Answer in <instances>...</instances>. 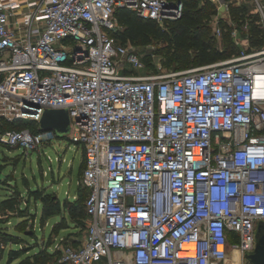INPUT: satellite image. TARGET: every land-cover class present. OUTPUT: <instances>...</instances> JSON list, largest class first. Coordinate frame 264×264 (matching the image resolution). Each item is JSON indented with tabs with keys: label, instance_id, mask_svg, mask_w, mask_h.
<instances>
[{
	"label": "built area",
	"instance_id": "1",
	"mask_svg": "<svg viewBox=\"0 0 264 264\" xmlns=\"http://www.w3.org/2000/svg\"><path fill=\"white\" fill-rule=\"evenodd\" d=\"M250 1L264 30V0ZM117 8L162 28L183 12L178 0H0V144L39 150L55 132L35 123L61 108L83 148L85 235L60 263L249 264L264 220V46L245 36L223 63L148 72L115 36ZM21 121L34 128L9 126Z\"/></svg>",
	"mask_w": 264,
	"mask_h": 264
},
{
	"label": "rangeland",
	"instance_id": "2",
	"mask_svg": "<svg viewBox=\"0 0 264 264\" xmlns=\"http://www.w3.org/2000/svg\"><path fill=\"white\" fill-rule=\"evenodd\" d=\"M197 1L199 6H205L206 10L211 12L207 19L208 27L206 28L208 31L201 33L199 37L200 42L209 43L210 48L214 51L215 60L208 64L223 63L247 45L245 42L246 30L241 28L238 16L232 12L231 4L220 6L217 0ZM231 1L234 2V0ZM240 2L247 5L248 14L252 15L253 3L250 0H240ZM253 18L252 16L250 19ZM235 29L238 30V37H235ZM126 45L138 54L148 72L180 71L200 66L197 63L183 67L169 64L164 53L167 45L162 39H152L146 46L131 43H126ZM191 56H193V52H191ZM35 125L39 127V122ZM23 126L31 128L33 123L26 121L23 122ZM82 159V146L71 141L68 133L62 136L55 134L48 141H44L39 146V150L29 149L27 152L22 146L10 147L0 144V202L10 198L16 214L12 217L13 225L8 226L5 221H0V227L10 228L12 234L22 239L5 236L0 240V264H9V254L12 250H22L18 258L20 260L26 258L27 255L34 254L35 249L39 251L42 240L48 237L45 234V228L43 231L44 203L37 197L39 194L44 192L56 196V193L62 206L65 201H75L78 206H83V187L80 184ZM32 192H36L38 195H34ZM53 216H55L54 220L61 222V225L69 223L72 226V228L71 226L62 228L61 234L79 230L73 235L79 241L69 239L63 244V248L68 245H77L85 235V229L78 228L79 219L70 217L63 208ZM23 220H25L22 223L24 226L27 224L31 226L34 221L33 234H26L15 227ZM60 255L61 252L51 255L47 263L60 264ZM230 264L238 263L231 260Z\"/></svg>",
	"mask_w": 264,
	"mask_h": 264
},
{
	"label": "trees",
	"instance_id": "3",
	"mask_svg": "<svg viewBox=\"0 0 264 264\" xmlns=\"http://www.w3.org/2000/svg\"><path fill=\"white\" fill-rule=\"evenodd\" d=\"M178 1L183 5L182 15L179 19L167 23L166 28H162L155 20L139 16L134 11L117 8L115 16L120 29L115 33V36L124 44L131 43L145 46L149 44L152 39H162L167 45L164 53L166 54L169 64H174L178 67L189 64L195 65V63L200 66L207 65L215 60L213 56L214 51L210 48L209 43L200 42L199 37L201 33L208 31L206 28L208 27L207 19L211 12L206 10L207 7L199 6L197 0ZM228 1H230L233 7V14L238 16L239 23H241L240 25L242 26L241 28L243 29L244 25H247L246 37L249 43V51L262 48L264 45V30L258 23L259 15L254 11L251 12L252 15L248 14L247 5L243 2L236 3V0H234L232 3L231 0ZM252 16L254 18L250 19ZM191 52H193V56H191ZM239 52L240 51L237 53ZM192 57L194 58L192 59ZM23 122L26 121L16 122L9 126L17 129L26 128V126H23ZM31 128H34V123ZM82 189L85 201L87 190L84 187ZM32 193L38 195L36 192ZM37 197L44 203L42 211L43 220L51 215L59 213L62 208H65L70 217L79 219L78 228L85 229V220L87 216L84 203L83 206H78V203L75 201H65L62 206L56 196L45 194L44 192ZM1 205L9 209H14V204L11 203V199H6L1 202ZM57 227L58 226L54 228V231ZM21 251L22 250H12L9 254V261L20 256ZM50 256L51 254L43 250L31 257L22 259L18 264H48L47 261Z\"/></svg>",
	"mask_w": 264,
	"mask_h": 264
},
{
	"label": "crops",
	"instance_id": "4",
	"mask_svg": "<svg viewBox=\"0 0 264 264\" xmlns=\"http://www.w3.org/2000/svg\"><path fill=\"white\" fill-rule=\"evenodd\" d=\"M56 197L58 198V195L55 193ZM76 196H74L75 198ZM10 199V198H8ZM76 199V198H75ZM6 200V199H5ZM3 200V201H5ZM2 201V202H3ZM66 212H68L65 208H63ZM14 210L15 209H9V208H6V206L4 205H1V202H0V221H5L6 225L10 226V225H13L12 224V217L15 216L16 214L14 213ZM69 214V213H68ZM55 216H49L47 217L44 222H43V231H44V228L46 229V232L45 234L48 236L46 238H44L41 242V247L40 249H38L39 251H37V249L34 250V254H37L38 252L40 251H46L47 253L51 254V255H55L56 253L59 254V252H61L62 248H63V244L68 242L69 239H71V241H77L79 240L78 238H76V236H73L75 233H77V231L75 232H70V233H60V230L62 228H70V224L67 223L65 224L64 226L61 225V222H58V220H54ZM25 220L19 222L15 227H17V229L21 232H25L26 234H33L34 233V221L32 223V225L30 226L29 224H27V226H24L22 223L24 222ZM2 224V223H1ZM58 226L55 231H54V228ZM72 228V226H71ZM76 228V227H75ZM47 229H48V234H47ZM85 234V232H84ZM5 236H10V237H17L19 240L21 238H19L18 236H15L14 234L11 233V230L10 228L8 227H5V226H2L0 227V240L2 238H4ZM84 237V235H83ZM82 237V238H83ZM22 240V239H21ZM81 241V240H80ZM16 242H19V241H16ZM32 254V255H34ZM32 255H27V257H31ZM18 257L12 259L11 261H9L8 263L9 264H18L21 260L18 259Z\"/></svg>",
	"mask_w": 264,
	"mask_h": 264
},
{
	"label": "water",
	"instance_id": "5",
	"mask_svg": "<svg viewBox=\"0 0 264 264\" xmlns=\"http://www.w3.org/2000/svg\"><path fill=\"white\" fill-rule=\"evenodd\" d=\"M39 131L53 130L58 136L70 130L68 111L61 108H46L39 121ZM249 264H264V220L259 221L256 230V244L253 251L245 254Z\"/></svg>",
	"mask_w": 264,
	"mask_h": 264
},
{
	"label": "bare ground",
	"instance_id": "6",
	"mask_svg": "<svg viewBox=\"0 0 264 264\" xmlns=\"http://www.w3.org/2000/svg\"><path fill=\"white\" fill-rule=\"evenodd\" d=\"M262 94H263V91L261 92ZM236 258V257H235ZM235 260H237V259H235Z\"/></svg>",
	"mask_w": 264,
	"mask_h": 264
}]
</instances>
